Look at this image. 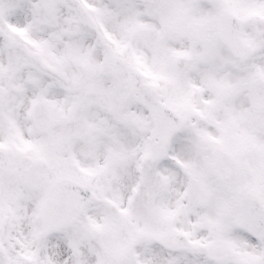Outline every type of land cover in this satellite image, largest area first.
Returning a JSON list of instances; mask_svg holds the SVG:
<instances>
[{"label":"snow or ice","instance_id":"obj_1","mask_svg":"<svg viewBox=\"0 0 264 264\" xmlns=\"http://www.w3.org/2000/svg\"><path fill=\"white\" fill-rule=\"evenodd\" d=\"M0 264H264V0H0Z\"/></svg>","mask_w":264,"mask_h":264}]
</instances>
